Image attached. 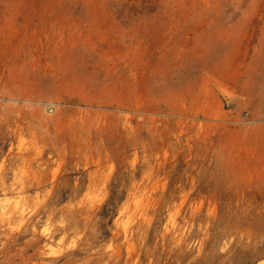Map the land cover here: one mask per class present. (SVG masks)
<instances>
[{
    "label": "rangeland",
    "instance_id": "374dc122",
    "mask_svg": "<svg viewBox=\"0 0 264 264\" xmlns=\"http://www.w3.org/2000/svg\"><path fill=\"white\" fill-rule=\"evenodd\" d=\"M0 264H264V0H0Z\"/></svg>",
    "mask_w": 264,
    "mask_h": 264
}]
</instances>
